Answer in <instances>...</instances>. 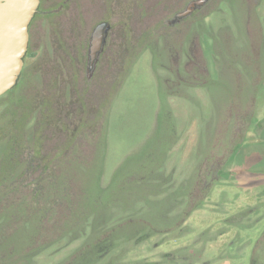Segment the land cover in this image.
<instances>
[{"label":"rangeland","instance_id":"374dc122","mask_svg":"<svg viewBox=\"0 0 264 264\" xmlns=\"http://www.w3.org/2000/svg\"><path fill=\"white\" fill-rule=\"evenodd\" d=\"M58 1L42 10L57 8ZM99 1L89 0L85 8L92 12ZM115 7L106 17L116 25L128 22L130 11ZM70 14L46 12L38 21L21 89L26 112L34 98L46 109L57 102L50 119L69 123L73 143L63 153L67 161L51 167L48 179L56 186H46L37 210L29 207L33 203L19 209L13 196L0 195L5 216L0 264H20L31 236V230L13 229L12 220L44 215L43 201L53 198L60 204L50 214L61 218L42 238L68 236L75 225L84 239L77 234L59 250L38 255L35 264H264V0H214L183 30L173 33L166 25L169 17L159 19L162 26L152 29L153 37L144 17L126 24L135 37L126 48L115 45L125 53L124 69L107 73V92L67 87L57 32L64 42L70 38ZM93 18L83 32H90ZM77 97L85 111L78 109ZM163 109L164 118L175 123L171 134L169 123L158 117ZM42 129V153L67 146L69 133L53 132L46 122ZM8 166L2 163L0 170ZM162 174L171 186L164 194L158 192ZM167 198L162 220L158 204ZM184 209L191 213L178 226ZM97 214L110 220L107 225L97 220L96 228L106 225V232L129 233L135 230L124 226L130 220L167 232L137 233L104 251L93 243L95 254L87 260L82 250L73 251L86 241V221Z\"/></svg>","mask_w":264,"mask_h":264},{"label":"trees","instance_id":"16d2710c","mask_svg":"<svg viewBox=\"0 0 264 264\" xmlns=\"http://www.w3.org/2000/svg\"><path fill=\"white\" fill-rule=\"evenodd\" d=\"M229 36L232 37V35ZM217 42L218 39L216 40V43ZM28 68L30 69V66H28ZM28 68L27 65H25L22 71V77L17 87L0 98V165H2V163H6L7 165H9L7 169L2 170L3 173L0 170L1 180L7 181V184L0 183V195H3L4 197L13 196L14 202H16L21 207L19 209H26L27 206H22L25 203H33L34 205H29V207L37 210L38 204L40 203L39 199H45L46 195L44 196V194L46 186H48L50 190H53L56 186L55 183L51 182L53 178L51 179L50 177V179H48V175H52L51 167L54 166L56 162L59 163L67 161V159H64L63 153L72 146L73 137L71 138V136L73 135L69 130V123H67L64 119H61L60 121H58V119H50L51 113L56 112L55 107L57 102H55L54 104L49 103L50 108L46 109L41 105L42 99L34 98L29 110H27L29 112L24 111V97L21 88L23 83L22 79L24 77H28ZM163 114H165V109L161 111L158 117L160 120L169 123L170 126L168 127V130L171 134L175 123L173 119L170 120L164 118ZM26 115L27 117H25ZM45 122L48 123L51 127H54L53 132H55V130H58L61 135H66L67 133H69L68 138H66L64 141L67 142V146L62 148L61 151L58 150V147L60 146L59 145L55 146V151L51 152L50 154L42 153L43 147L45 145L41 140V135L43 131L42 128ZM159 182L158 192L160 194H164L165 192L170 191L171 186L167 183V181H165V179H163V174ZM26 187H29V190H25ZM97 189L99 191H101L102 189L100 182L97 183ZM191 192L189 193V195L191 194ZM84 196L85 194H83V197ZM169 201H171V198L163 199L158 204V206L162 209L160 210V212L162 213L160 215V218L162 220L167 218L163 213L165 212L164 210L170 206ZM43 203L46 204V213H44V215H40L37 217L26 216L24 218L17 217L16 219L12 220L13 229L31 230L29 241L24 246L23 251L19 256L20 264H35V258L38 255L45 252H53L54 250H59L71 238H77V234H79L78 236H80L82 241L84 239V236H82L83 232L80 230L77 231L75 225L68 229V236L65 235L66 233H61L59 235H56V237L54 235L49 237L44 236L42 238L43 234L46 232L45 229L48 228V225L52 224L51 226L53 227L57 220L61 218V216L55 217L54 215L50 214V212L53 213L56 206L59 207L60 202L56 198L43 201ZM190 213L191 211L184 209L179 216L177 225L180 226L181 224H183ZM81 216H83V214ZM4 218V214H0V228H2L5 223ZM100 219L103 221V224L106 223V225L108 222H110V220L105 221L98 214L87 221L84 218L80 219V223L82 221H86L90 233L88 234L89 236L86 238V241L81 242L80 245H78V247L74 249L73 253L77 252L78 250H82V253L87 255L86 258L88 260L90 256H93V254H95L94 249L92 248L93 243L96 244V248L99 247L104 251V249H106L107 247H109L110 249L113 248L112 246L118 240H132L137 233L144 234L145 236L150 237L158 233L165 234L167 232L165 231V229L162 231L152 229L148 224L144 222H139V225L136 227L134 226V223L136 222L132 220L125 222L124 225L128 228L131 226L133 228L135 227V230H132L129 233L127 232L122 234V232L121 234H119L112 228V230L106 232L104 230L106 225L96 228L97 220ZM63 221H68V218ZM147 227H149L150 230L143 232V230H145ZM112 240L115 241L111 242ZM58 243V248H56L57 246H53ZM31 258L33 260H31ZM89 262L90 261L88 260L86 264H88ZM79 264H81V262H79Z\"/></svg>","mask_w":264,"mask_h":264},{"label":"flooded vegetation","instance_id":"af4514ba","mask_svg":"<svg viewBox=\"0 0 264 264\" xmlns=\"http://www.w3.org/2000/svg\"><path fill=\"white\" fill-rule=\"evenodd\" d=\"M194 1L196 0H100L97 7H92V12H89V9L85 8L86 3H89V0H86V2L85 0H59L57 8H46L47 10H42V5L47 6L51 3V0H40L38 11L29 25V44L24 59V67L26 65L27 57L31 54L30 47L34 32L39 28L38 21L40 22L47 18L43 17L46 12H50L53 16H58L62 15L64 11H69L71 12L70 15L72 20L70 25V38L64 42V39H62L63 33L60 31L57 32V38L60 41V47L63 51L61 52V60L67 69V71L62 69V73L65 72L70 77V82H68L67 87L71 88V90L80 89L79 91H87L88 93H93V91H96L97 89L102 92H107L110 90L109 84L111 83L110 80L108 81L109 77L107 73L113 75L117 72H122L124 69L123 61L125 60V53H121L119 49L115 51V45L126 48L125 45L127 43H133V38L135 37V35L125 30L126 24L130 23L129 25L133 26L136 23H140L139 18L144 17L146 25L150 26L147 28L150 31L149 36L151 37L153 32L155 34L157 32H152V29L155 27H161L162 25L160 21L163 20L164 22V17H169L166 25L170 30H173V33L180 29L183 30L184 28H188L189 24L192 22L191 20L194 17L199 16L214 0H207L204 5L193 8L190 14L180 17L179 15L187 9L191 2ZM112 6H116L115 8L121 12H126V10L130 11L132 17L128 22L125 20H123L122 23L119 22V25L112 23L109 18L106 17V13H109V9ZM137 7H140V9L143 10V13L138 14ZM143 8L150 9V11L144 12ZM95 15L97 18L94 20L95 24L90 32H83L87 21H89V19H94L93 17H95ZM159 19L161 20L159 21ZM103 22L108 23L105 44L95 61L90 63L89 48L92 33L97 25ZM81 32L85 34V37L80 35ZM180 33L182 36V33L185 32L181 31ZM186 37L187 35L185 34L183 38ZM21 77L22 73L15 87L19 84ZM107 81L108 84L106 83ZM76 102L79 106L78 109L80 110L81 107V109L85 111L86 108L79 102L78 97L76 98ZM88 116V114L86 116L82 115V121L87 120Z\"/></svg>","mask_w":264,"mask_h":264},{"label":"water","instance_id":"95a60500","mask_svg":"<svg viewBox=\"0 0 264 264\" xmlns=\"http://www.w3.org/2000/svg\"><path fill=\"white\" fill-rule=\"evenodd\" d=\"M207 0L191 2L179 16L192 12ZM40 0H0V97L13 89L23 70L28 51L29 25L38 11ZM108 23L103 22L92 33L89 57L93 63L105 44Z\"/></svg>","mask_w":264,"mask_h":264}]
</instances>
